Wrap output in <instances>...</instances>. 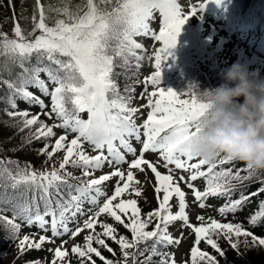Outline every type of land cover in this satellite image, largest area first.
<instances>
[{
	"label": "snow or ice",
	"instance_id": "snow-or-ice-1",
	"mask_svg": "<svg viewBox=\"0 0 264 264\" xmlns=\"http://www.w3.org/2000/svg\"><path fill=\"white\" fill-rule=\"evenodd\" d=\"M206 3L207 0H202L198 5L190 4L188 11H184L178 0H85L74 7L70 0H61V6L35 0L30 29L22 28L16 21L12 36L0 31V57L9 69H19L13 79L2 80L9 90L8 107L4 109L11 118L7 123L20 131L29 130L23 144L43 141L38 153L46 156L45 163L57 152L64 153L59 167L53 164L50 169H36L16 159H0V186L4 189L0 193V227L18 240L21 253L41 249L44 242L54 243V238L65 235L74 238L88 230L83 244L71 247L78 264H97L94 256L102 264H177L168 252L161 250L179 243L169 233L174 221H183L195 233L192 264L205 260L207 264H218L215 256L198 247L203 240L222 254L213 235L231 237L234 233L236 237H251L253 242L264 245V237L255 236L239 223H221L216 219L204 222L205 217L198 215L200 223L190 224L186 193L180 186L183 181L192 189L201 208L209 196L229 197L219 208L221 214L235 213L250 197L264 192L262 186L247 195L241 192L239 199H231L236 187L233 179L247 181L257 173L248 165V174L244 176L239 168L234 171L232 167H224L236 161L227 156L212 161L194 158L191 143L200 131L209 105L200 99V93L193 91L192 85L184 95L161 86L162 69L173 55L183 25ZM157 16L158 29L153 30L150 21ZM137 36L148 37L159 46L147 57L154 71L143 80L146 87L141 96H146V105L134 107L131 95L134 88L125 85L122 91L117 83L121 73L114 69L118 60L121 67L127 68L132 60L136 68L140 67L145 57L137 50L145 45L137 42ZM30 86L41 95L30 91ZM185 95L188 98H182ZM42 96L49 97L50 103L46 104ZM17 99L29 106H39L40 111L19 109ZM143 107L149 111L142 123L137 124L135 117ZM41 115L53 119V123H47ZM57 128L62 130L59 134ZM133 139L141 145L138 154ZM85 144L96 154H89ZM121 149L134 154V158L128 161ZM149 151L158 154L156 161L146 157ZM161 160L166 169L163 173L158 167ZM105 164L112 166V171L95 177V170ZM124 164L127 169L122 167ZM69 165L81 169V176L69 171L66 167ZM136 170H150L155 178L158 207L143 216L137 199L124 198L125 194L140 197L143 193ZM177 171L190 175L177 176ZM114 177L116 182L108 195L103 185ZM198 178L206 181L203 191L194 183ZM71 180L78 183L72 184ZM9 188L23 190L10 195ZM61 188L65 191L61 192ZM29 192L33 195L29 196ZM173 197L178 200L179 210L175 212L170 203ZM39 201L43 202V209ZM85 203L91 207L85 209ZM8 211L11 216L5 214ZM101 215L112 222L101 220ZM48 216L50 222L45 218ZM261 219L264 200L259 203V211L250 216V223L255 225ZM22 223L36 225L44 232L50 223L51 236L39 235L38 240L28 234L21 236ZM70 223L74 226L70 227ZM116 225L130 232V237L121 234ZM109 239L119 246V258H115L117 250L107 242ZM64 243L61 240V245L52 250L51 264H57L58 260L66 264L69 253L63 248ZM231 246L238 248V243ZM103 250L113 258L104 256ZM154 256L159 261H154ZM29 264L41 262L32 260Z\"/></svg>",
	"mask_w": 264,
	"mask_h": 264
},
{
	"label": "clouds",
	"instance_id": "clouds-1",
	"mask_svg": "<svg viewBox=\"0 0 264 264\" xmlns=\"http://www.w3.org/2000/svg\"><path fill=\"white\" fill-rule=\"evenodd\" d=\"M222 82L200 93L209 105L191 143L194 158L227 156L264 171V75L233 62L220 73Z\"/></svg>",
	"mask_w": 264,
	"mask_h": 264
},
{
	"label": "rangeland",
	"instance_id": "rangeland-1",
	"mask_svg": "<svg viewBox=\"0 0 264 264\" xmlns=\"http://www.w3.org/2000/svg\"><path fill=\"white\" fill-rule=\"evenodd\" d=\"M44 1V0H42ZM53 4V6H61V0H50ZM47 0L44 1V4H46ZM85 0H70V4L71 6H75V5H79L84 3ZM35 2L34 1H29V0H11V3L9 2V0H0V31H4L7 32L10 36L13 35V28H14V24L17 21H19V23L21 22V13H28L30 14L28 16V21H29V25L32 26V20L31 17L33 15V10L35 7ZM34 4V5H33ZM55 15V13H54ZM21 25H23L22 23H20ZM143 40V39H142ZM198 44H202V42H198ZM215 47V46H213ZM229 48L227 49V52L224 53H219L218 57L219 58H224L223 62L225 63V65L230 66L233 62H240L242 64H246L247 62H252L250 64H248L250 70L251 69H256L259 68L260 72L262 75H264V63L260 62V61H252L254 58H245L242 57L241 54L237 53V52H241L240 50L235 49V47H232L231 45L228 46ZM230 49H232L233 51H230ZM236 51V52H235ZM250 56V55H249ZM172 57V56H171ZM212 57V55L210 56V58ZM244 58V59H243ZM215 59V58H214ZM171 65V63L168 62V68H166V63L164 64V67L162 69V71L165 69H171L169 68ZM152 71H154V67L152 66ZM207 73H209L210 71H206ZM139 84V83H138ZM173 90H175L178 94L184 95L182 94L183 91H179V87H173L172 85L169 87ZM167 87H165L164 89L167 90L169 89ZM182 98H188L187 95L182 96ZM146 96H141L139 95L138 98L134 99L132 101L133 106L134 107H139L141 105H146ZM140 110L142 111V113L140 114L141 119H144L146 113H147V107H143L140 108ZM55 131L59 134L60 131L55 129ZM63 152H57L54 157L51 160H48L47 163H45L46 161V156L43 154H38L37 160L36 157L31 156V158L29 159L31 162H35L37 163V165L40 166H45L46 168H51L53 166V164H55V166L58 168L59 167V162L60 159L63 157ZM43 156V158H42ZM20 157V156H19ZM24 158V156H23ZM26 158V157H25ZM32 164V163H31ZM68 168V170L70 169V165L66 166ZM123 167V166H122ZM72 168V167H71ZM74 169V168H72ZM71 169V170H72ZM76 169V168H75ZM149 171L147 170L146 173H144V175L139 176V181H140V186L143 188V193L140 197H136L134 193H130V194H125L124 198H134L137 199V201L142 204L145 203V196H147L148 198H152V188H151V179H153V177L151 175H149L148 173ZM146 176H147V180H146ZM151 176V177H149ZM138 177V176H137ZM152 184H155V180H152ZM198 188V186H196ZM188 190H190V188H187ZM194 202L193 197L190 195L188 197V203L190 205V203ZM192 206V205H191ZM150 209V208H149ZM198 210V209H197ZM197 212V211H196ZM106 215H104L105 217ZM195 217V216H194ZM205 217V221L204 222H208L209 218L207 215H204ZM208 219V220H207ZM193 224V223H191ZM118 226V225H117ZM116 226V227H117ZM191 228H189L190 230ZM119 232L122 234L121 229H118ZM126 230V229H125ZM88 230H85L83 232V240H78L76 244H83L84 241V235L87 233ZM188 232V230H183V226L180 225L176 227V229H174L173 231H170L169 233L174 237H178L180 235H186ZM222 236V242L223 243H229L228 245L234 249H236V251L241 255L240 257H244V261L246 262V264H264V245H260L258 242H253L251 237H246V236H240V237H236L235 234L233 233L231 235V237L227 236V235H221ZM186 239V237H185ZM232 243H238V248H235L232 245ZM185 244H188V242H185ZM45 246V248H47L49 251L54 250L53 246H49L47 245L45 242L43 244ZM42 245V246H43ZM117 251L119 252V246L116 245ZM185 247V245H184ZM184 247L180 248L179 253L182 252L184 249ZM44 248V249H45ZM44 249L42 251H44ZM209 255L215 256L216 260L218 262V264H227L226 260L222 257H224L222 254H220V252H217L216 249H214L213 251L208 253ZM19 255H21V251L19 249V246H16V248L11 251V255H3L0 257V264H12V262L14 261L15 257H18ZM178 257V255H177ZM52 259H50L49 257H47L44 261V263H47L49 261H51ZM99 260V258H98ZM175 260V259H174ZM176 261V260H175ZM247 261H249L250 263H247ZM177 262V261H176ZM205 263L207 264V261L205 260ZM51 264V262H50Z\"/></svg>",
	"mask_w": 264,
	"mask_h": 264
},
{
	"label": "trees",
	"instance_id": "trees-1",
	"mask_svg": "<svg viewBox=\"0 0 264 264\" xmlns=\"http://www.w3.org/2000/svg\"><path fill=\"white\" fill-rule=\"evenodd\" d=\"M29 1H34L35 0H29ZM45 1V0H44ZM44 1H42V3H44ZM35 4V3H34ZM33 4V5H34ZM46 4H52V2L50 0H47ZM30 14L26 13H21V23L23 24L22 27L24 29H30L32 26L29 25V21H28V16ZM52 15H54V13H52ZM27 19H24V18ZM19 69L18 68H11L9 69L8 67H6L3 63V57H0V156L2 157H11V159H17L15 154L23 157L25 159H30L31 156L38 157V149L41 147V143L40 141H31V143L28 144H23V138L25 136L28 135V130L25 131L24 133L20 132L18 127H12L10 123H7L11 120L10 117L7 116L6 112L4 111V109L6 107H8L7 105V95H8V88L7 86L2 83V80L4 79H13L15 77L16 72H18ZM115 72L117 73H121V75H119L117 77V83L120 85L121 90L123 91V88L125 85H131L133 82V80L135 79L136 75L135 73L130 72V68L127 67H121L120 66V62L118 61L117 63V67L115 69ZM222 82V78L221 75L217 74V76L211 78V82L207 83V85L211 88L218 86L220 83ZM203 89V91H206L207 88L205 87H201ZM199 90V88L197 89ZM197 93H201L200 91H197ZM21 137V139H20ZM23 144V147H21V145ZM43 158V156H42ZM33 162V161H32ZM220 167V166H219ZM218 167V168H219ZM224 167H229L227 164L224 165ZM239 168H241V175H247V171H246V164L245 163H241L239 164ZM237 168H234V171ZM257 174L252 176L249 180L253 183L249 186H247V191H252L254 189H258L260 188V186L258 185L260 181H264V171H260V172H256ZM235 181V179H233V182ZM262 185V184H260ZM259 199L264 200V192L260 193L259 195ZM250 224V221H247ZM261 224L259 225H255L253 227H249L252 231V233L255 236H259L262 237L264 236V222H260ZM14 240L11 237V234L3 229V227H0V254L3 252L7 251V255H11V251L13 250V246L15 245ZM9 251V252H8ZM116 255L117 257L115 258H119L120 257V253H118V251H116ZM224 257L226 259L227 264H246V262L244 261V257H240L237 252L233 249H231L230 247H224ZM28 255L24 256L23 259H27ZM247 263H250L249 261H247Z\"/></svg>",
	"mask_w": 264,
	"mask_h": 264
}]
</instances>
